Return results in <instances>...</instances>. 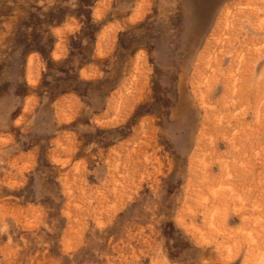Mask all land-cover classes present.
Wrapping results in <instances>:
<instances>
[{
	"label": "rangeland",
	"instance_id": "obj_1",
	"mask_svg": "<svg viewBox=\"0 0 264 264\" xmlns=\"http://www.w3.org/2000/svg\"><path fill=\"white\" fill-rule=\"evenodd\" d=\"M263 5L0 0V264H264Z\"/></svg>",
	"mask_w": 264,
	"mask_h": 264
},
{
	"label": "bare ground",
	"instance_id": "obj_2",
	"mask_svg": "<svg viewBox=\"0 0 264 264\" xmlns=\"http://www.w3.org/2000/svg\"><path fill=\"white\" fill-rule=\"evenodd\" d=\"M229 12H230V9H229ZM234 14V13H233ZM262 15L264 16V5H263V10H262ZM259 16V15H258ZM264 19V18H262ZM263 33V32H262ZM180 106V105H179ZM145 157V156H144Z\"/></svg>",
	"mask_w": 264,
	"mask_h": 264
}]
</instances>
